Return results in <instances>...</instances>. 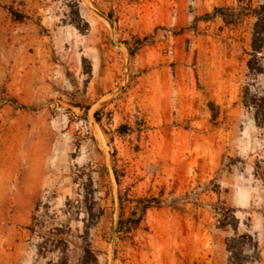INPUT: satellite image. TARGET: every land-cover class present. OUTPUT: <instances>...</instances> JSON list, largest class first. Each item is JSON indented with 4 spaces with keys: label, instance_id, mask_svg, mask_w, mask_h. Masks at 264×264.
<instances>
[{
    "label": "rangeland",
    "instance_id": "rangeland-1",
    "mask_svg": "<svg viewBox=\"0 0 264 264\" xmlns=\"http://www.w3.org/2000/svg\"><path fill=\"white\" fill-rule=\"evenodd\" d=\"M263 4L0 0V264H264Z\"/></svg>",
    "mask_w": 264,
    "mask_h": 264
},
{
    "label": "trees",
    "instance_id": "trees-1",
    "mask_svg": "<svg viewBox=\"0 0 264 264\" xmlns=\"http://www.w3.org/2000/svg\"><path fill=\"white\" fill-rule=\"evenodd\" d=\"M14 18H16V15H13ZM18 18V17H17ZM19 19V18H18ZM256 23H255V30H254V35H253V41H252V52L253 53H258L260 51L259 47L255 46V40L254 38H256V36L259 35V32L256 30L258 27L264 25V4L258 9V11L256 12ZM249 70H252V67L250 64H248ZM245 105H247L248 103L244 102ZM254 108V122L257 126L260 125H264V109H261L260 106H256L253 105ZM144 202L142 201H138V203L136 204V210L139 215L137 217V219H125V220H121L119 221V227L118 230L120 233L122 234H130L131 232H133L134 230L137 229L138 224L140 223L143 215L145 214V212L150 209L149 205H144ZM134 213V214H136ZM233 242V241H231Z\"/></svg>",
    "mask_w": 264,
    "mask_h": 264
},
{
    "label": "crops",
    "instance_id": "crops-1",
    "mask_svg": "<svg viewBox=\"0 0 264 264\" xmlns=\"http://www.w3.org/2000/svg\"><path fill=\"white\" fill-rule=\"evenodd\" d=\"M159 84V83H158Z\"/></svg>",
    "mask_w": 264,
    "mask_h": 264
}]
</instances>
